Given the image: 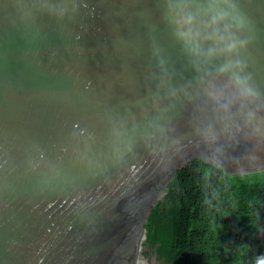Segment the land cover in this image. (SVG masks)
Returning <instances> with one entry per match:
<instances>
[{
  "label": "water",
  "instance_id": "water-1",
  "mask_svg": "<svg viewBox=\"0 0 264 264\" xmlns=\"http://www.w3.org/2000/svg\"><path fill=\"white\" fill-rule=\"evenodd\" d=\"M197 161L264 171V0H0V264H159Z\"/></svg>",
  "mask_w": 264,
  "mask_h": 264
},
{
  "label": "trees",
  "instance_id": "trees-1",
  "mask_svg": "<svg viewBox=\"0 0 264 264\" xmlns=\"http://www.w3.org/2000/svg\"><path fill=\"white\" fill-rule=\"evenodd\" d=\"M159 264H264V171L200 161L176 173L147 224Z\"/></svg>",
  "mask_w": 264,
  "mask_h": 264
},
{
  "label": "clouds",
  "instance_id": "clouds-1",
  "mask_svg": "<svg viewBox=\"0 0 264 264\" xmlns=\"http://www.w3.org/2000/svg\"><path fill=\"white\" fill-rule=\"evenodd\" d=\"M232 45H229V49H231ZM238 96L242 101L241 107L243 108V102H247L248 104H257L259 97L258 94L250 87L243 86L238 91ZM244 119L246 126H250L253 130L254 134H258L260 132V124L257 117V112L254 110H248L244 113ZM209 134H211V129L208 130Z\"/></svg>",
  "mask_w": 264,
  "mask_h": 264
},
{
  "label": "rangeland",
  "instance_id": "rangeland-1",
  "mask_svg": "<svg viewBox=\"0 0 264 264\" xmlns=\"http://www.w3.org/2000/svg\"><path fill=\"white\" fill-rule=\"evenodd\" d=\"M190 153H192L191 151H189ZM193 163V162H191ZM190 163V164H191ZM257 243H264V233L261 235V237L257 240Z\"/></svg>",
  "mask_w": 264,
  "mask_h": 264
}]
</instances>
